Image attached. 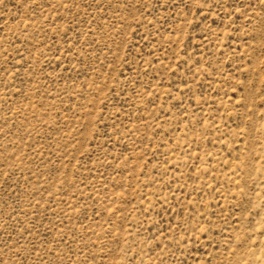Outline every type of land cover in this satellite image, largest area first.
I'll use <instances>...</instances> for the list:
<instances>
[{
  "label": "rangeland",
  "instance_id": "obj_1",
  "mask_svg": "<svg viewBox=\"0 0 264 264\" xmlns=\"http://www.w3.org/2000/svg\"><path fill=\"white\" fill-rule=\"evenodd\" d=\"M0 264H264V0H0Z\"/></svg>",
  "mask_w": 264,
  "mask_h": 264
}]
</instances>
